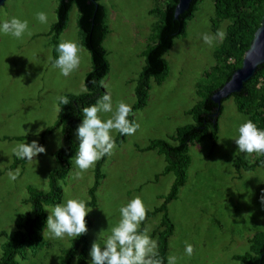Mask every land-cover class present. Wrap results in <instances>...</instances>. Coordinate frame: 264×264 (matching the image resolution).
Segmentation results:
<instances>
[{
	"label": "rangeland",
	"instance_id": "1",
	"mask_svg": "<svg viewBox=\"0 0 264 264\" xmlns=\"http://www.w3.org/2000/svg\"><path fill=\"white\" fill-rule=\"evenodd\" d=\"M58 1L6 0L0 7V23L12 17L26 20L31 33L26 32L16 39L0 32V234H9L15 229L18 214L30 212V205L25 203L30 191H48L49 174L58 167L53 156L58 150L56 140L62 133L57 129L43 138L41 133L56 122L57 97L83 94L85 76L91 71L90 56L83 47L79 53V67L68 77L52 66L58 58L60 42L71 40L81 45L75 7L69 13L66 29L56 39L51 34ZM166 2L101 0L109 31L103 41L109 72L102 87L111 95L113 110L121 101L131 107L136 102L134 88L144 66L142 53L155 40ZM197 7L185 34L174 40L164 56L168 64L166 79L160 86L151 81L146 106L131 114V121L139 124L135 134L121 139L119 132L112 131L113 139L122 141L115 142L112 155L106 156L100 167L103 179L94 194L90 195L89 190L95 182L96 164L76 178L79 169L71 158V170L59 183L60 203L71 198L85 203L95 201V206L87 207L92 211L86 216L91 222L85 234L86 264H90L92 242L97 239L103 247L111 228L118 223L120 207L136 196L141 197L147 211L163 203L175 175H161L166 165L163 156L145 148L152 140L172 144L168 137L192 123L186 112L203 99L208 87L219 82L217 54L222 43L209 46L202 36L220 29L225 31L228 22H217L211 0H200ZM41 11L47 13V23L36 19V13ZM99 115L106 120L111 113ZM247 120L246 115L237 111L234 97H230L222 103L216 143L205 137L189 146L187 181L179 188L177 198L167 204L168 216L174 224L168 241V257L176 256L177 264H244L235 256L247 253L249 241L256 234H264V205L260 203L264 191V165L248 172L238 171L234 166V162L252 163L260 157L259 153H241L235 144L238 128ZM80 123L72 134L76 151L79 142L75 132ZM38 128L43 131L38 136L32 135ZM28 129L31 132L25 136L23 130ZM32 140L46 149L45 154L35 158L38 165L27 162L11 168L19 159L12 152L15 145ZM17 168L20 174L12 181L7 173ZM53 207H44L46 217ZM160 219L158 214L144 223L143 228L150 237ZM41 237L43 248L35 256L29 254L24 260L19 258L20 264H58L74 238H52L46 227ZM4 241L0 237V256ZM186 243L195 249L191 257L185 253Z\"/></svg>",
	"mask_w": 264,
	"mask_h": 264
},
{
	"label": "trees",
	"instance_id": "2",
	"mask_svg": "<svg viewBox=\"0 0 264 264\" xmlns=\"http://www.w3.org/2000/svg\"><path fill=\"white\" fill-rule=\"evenodd\" d=\"M211 1L217 22H228L225 28L226 38L221 44L220 53L217 54L220 69L219 82L208 87L203 99L186 112V115L191 117L192 123L177 129L168 137L172 144L164 140H152L145 148L147 151H154L159 156H163L166 165L161 175L169 173L175 175L169 194L160 206L147 211L146 219L139 229L144 231L143 225L149 218L161 215L160 222L153 230L151 238L158 243V252L163 264H167L168 241L174 232V224L167 213V204L177 198L179 188L187 181V170L190 165L189 146L205 137H208L213 144L216 143L222 103L226 99L222 100L221 105L218 106L212 102L211 95L229 80L235 70L240 68L243 55L249 48L254 32L264 15V0ZM199 3L200 0H194L187 12L174 18L177 0H167L161 12V23L155 40L142 53L144 66L134 88L136 102L131 107L132 113L128 117L130 121L131 114L146 106L151 81L160 86L166 79L168 64L164 56L172 48L174 40L185 34L187 23L194 17ZM72 7L77 10V28L81 35V45L89 53L91 60V71L84 79V89L87 90L80 95L66 96L69 104H59L61 111L57 115L54 126L41 133L43 138L54 130H61L63 146L53 155L58 167L49 174L48 191H30L29 198L25 201L30 205V212L18 214L14 221L15 229L9 234L4 232L0 234V237L5 239L1 245L0 264H20V259L24 260L29 254L35 256L43 248L41 233L47 221L44 207L55 206L61 202L62 189L59 183L68 176L71 170V158L76 152L72 140L74 129L83 119V108L95 104L105 94L102 81L109 72L107 53L103 47V41L109 33L106 26L105 7L101 4V0H59L55 11L56 20L51 27V34L55 39L66 29ZM230 97H234L238 112L246 115L259 130H264V65L257 68L255 75L244 84L239 94ZM124 137L125 135L119 133V138ZM121 139L115 142L119 143ZM259 155L260 157L252 163L234 162V166L238 171L241 169L245 172L252 171L264 165V154L259 153ZM106 156L96 163L95 182L89 190L90 195L94 194L100 180L103 179L100 167ZM27 162L24 159H16L11 168ZM86 206H95V201L91 200L86 203ZM86 225L88 229L91 227L88 217H86ZM87 251L86 235L74 237L69 248L60 256L58 264H86ZM235 259L244 264H264V234H256L249 241V251L242 256H235Z\"/></svg>",
	"mask_w": 264,
	"mask_h": 264
},
{
	"label": "clouds",
	"instance_id": "3",
	"mask_svg": "<svg viewBox=\"0 0 264 264\" xmlns=\"http://www.w3.org/2000/svg\"><path fill=\"white\" fill-rule=\"evenodd\" d=\"M36 19L40 23H47V13L37 12ZM0 32L20 39L28 32V22L12 17L0 23ZM28 34L31 33L28 32ZM225 38L226 32L223 29L214 34L205 33L202 36L204 43L209 46H214L218 42L222 43ZM80 51L81 46L74 41L60 42L57 46L59 55L52 66L58 68L62 76L68 77L80 65ZM57 100L61 105L69 104V100L65 96H59ZM60 111L61 108L57 106V113L59 114ZM100 113H111V116L102 120ZM130 113H132L131 106L123 101L119 102L113 110L111 95L107 93L100 97L95 104L83 108V119L75 132L79 142L78 149L72 157L79 169L76 178H80L81 173L92 168L106 155H112L116 147L115 140L111 135L113 130L121 135L135 134L139 124L128 119ZM41 131L43 128H38L31 134L38 136ZM30 132V129L23 130L25 136ZM235 144L241 153L264 154V130H259L255 123L247 120L239 126ZM56 145L58 149L63 146L62 137L56 140ZM12 152L17 158L27 160L36 166L39 162L35 158L38 154H45L46 149L36 140H32L30 143L16 144ZM19 174V168L15 172L7 173L12 181H15ZM260 203L264 205V191L261 192ZM91 211L92 209L87 208L85 201L76 198L56 204L47 217L46 230L52 238L57 239H63L65 236L80 237L85 235L88 232L86 216ZM119 212L120 219L111 228V234L104 241V246L101 247L97 239L92 242L89 251L90 264H163V260L159 256L157 241L148 235L147 230H139L147 216V209L141 197L136 196L131 199L126 205L120 207ZM194 251L193 245L186 243V255L191 257ZM167 264H177V257L170 255Z\"/></svg>",
	"mask_w": 264,
	"mask_h": 264
},
{
	"label": "water",
	"instance_id": "4",
	"mask_svg": "<svg viewBox=\"0 0 264 264\" xmlns=\"http://www.w3.org/2000/svg\"><path fill=\"white\" fill-rule=\"evenodd\" d=\"M6 0H0V7ZM194 0H177L174 9V18L187 12ZM264 65V15L262 16L259 27L254 32L249 48L243 55L240 68L235 70L221 88L211 95V100L216 105H221L222 100L231 95L239 94L244 84L249 81L256 73L259 66Z\"/></svg>",
	"mask_w": 264,
	"mask_h": 264
},
{
	"label": "crops",
	"instance_id": "5",
	"mask_svg": "<svg viewBox=\"0 0 264 264\" xmlns=\"http://www.w3.org/2000/svg\"><path fill=\"white\" fill-rule=\"evenodd\" d=\"M82 47V45H80Z\"/></svg>",
	"mask_w": 264,
	"mask_h": 264
}]
</instances>
